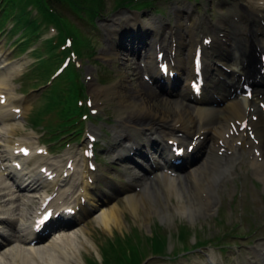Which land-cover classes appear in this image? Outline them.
Masks as SVG:
<instances>
[{"label":"bare ground","instance_id":"1","mask_svg":"<svg viewBox=\"0 0 264 264\" xmlns=\"http://www.w3.org/2000/svg\"><path fill=\"white\" fill-rule=\"evenodd\" d=\"M245 1L247 4H243V6L246 13L257 21L260 32L264 35V26H261L264 22V0ZM180 12L182 15L183 12ZM124 16L125 14L122 13L112 20V25H114L113 30H117L114 27H120L119 31L123 32L120 39L121 49H116L117 53L121 55L119 59L124 60L126 53L129 52V49L127 50L128 46L130 48L132 46L133 49L136 46L143 47L149 49V53L152 54L151 49L154 50L155 43L151 39V35L141 36L140 39L131 38L127 48L123 46L126 45L124 38L128 36L125 32L126 27L138 23L136 16L133 15L127 19H124ZM197 23V20L193 19L189 24L191 27L187 34V41L181 32H175V38L178 41L177 56H180L184 50L189 54L184 62L178 58L179 64L187 73L193 72V56L191 55L194 54L195 48L199 43L197 37H195ZM207 23L208 33L215 35L214 46L208 50V86L210 89L217 90L218 85L221 87L220 89L224 88L223 84H225V81L216 79L217 75H224L217 68L216 61L226 60L228 54H232L236 61H242L240 57L236 56L235 51L232 48H228L225 44L227 36L219 38V35L215 31L216 28L222 31L224 21L220 20L216 24V27L211 22ZM141 26L143 28L142 24ZM179 26L182 25L180 24ZM224 31L228 34L226 30ZM245 31L253 35L258 32L255 28H249ZM255 35L259 36V33ZM169 38L174 39V36L169 35ZM168 40L167 36H163L161 43L162 41H166L165 43L168 44ZM183 40H185L184 43H182ZM261 41L264 44V40L261 39ZM171 43L169 47H171ZM215 53H218V55L216 56ZM151 54L150 56L148 54L146 67L153 77H157L155 58ZM127 61L129 63L124 61V65L121 66L123 70L125 68L128 70L132 69V72L127 71L130 72L129 75L134 76V72L138 73V71H142L141 64L137 61H131L130 59H127ZM25 66L26 63L23 61L10 62L7 52L0 46V96L2 93H5V97L7 98L5 104L0 103V164L4 166V169L0 170V225H5L8 221L11 229H15L18 233V235L12 238L6 234L4 244L0 248V264H85L86 261L82 254L83 250L86 249L89 252L90 249H95L96 247L88 234L87 224L84 227H77L70 234L63 232L62 235L59 234V237H55L47 242L31 245L30 247L24 245V242L29 240L28 216L31 212L30 206L32 201L36 199L44 200L48 196V188L52 186L38 177L36 166L39 163H49V165L55 167L53 168L54 170L60 167V164L58 165L53 160H51L52 162L49 161L44 155L28 156L25 157L27 166L20 171H16L19 174L17 180H21V182L17 184V180L13 176H10L12 171L9 169V165H11L9 162L11 161V157H16L13 152L14 149L18 148L19 144L23 145L24 143H28L34 150L37 149L34 147L32 141L34 133L26 132V135L19 136V132H22L25 128L24 119H19L17 114L13 112L14 108L19 107V104L23 103L24 109H28L30 106V103H27L26 100L16 95L17 91L14 89V85L9 83L23 72ZM135 80L138 88H135L134 92H126L119 85L121 83L106 87L91 83V91L97 107H101L102 103L100 101L105 99H113L117 102L120 118L118 119L119 125H116V129L121 133L125 131V134H119V142H123V136L125 135L124 139L133 140L138 143L139 138L148 133L151 136H157L158 141L155 143V146L164 153L168 149V146L161 137L162 133L168 134L180 143L196 137L198 145H202V147L204 145L206 160L195 170L189 171L184 176L180 175L179 177L157 172L155 178L151 180L149 178H142L137 173H129L128 181L130 183L124 184L122 187V190L127 192L124 206L116 202L107 208L99 207V212L93 217V221H96L105 230L113 233V228H120L119 226L124 224L123 211L125 208L129 209L132 215H136L137 217L140 214V209L143 208L141 211L146 216V221L151 216L160 214L172 219L176 214H185L193 208L207 210V203L192 199V195L189 197L187 189L190 190L192 184L199 191H204L203 193L206 190L214 191L218 177H230L235 172L236 166L243 155L240 152V148H237V144L232 142L233 135L231 133L233 125L237 121H242L249 117L251 110L258 116L256 121L251 120L257 141L254 142L253 139L242 134L237 139L242 141L241 149L245 150L252 158L251 164L253 165L254 172L264 181V109L258 105L256 99L254 101L249 98L238 99L239 96L235 95L231 100H228L223 95L224 104L218 108L213 106L215 100L212 98L210 99V105L208 104V100L207 102L201 101L205 97L194 101L196 105L189 104L187 101L192 100L188 93H184L180 98L175 97L172 100L174 107L170 109L166 106L169 105V100L167 98L164 99L159 90L152 87L149 82L141 77L135 78ZM232 82V86H234L237 81L233 80ZM229 151H231L230 154ZM124 154V150L119 151V157L124 156ZM83 170L85 169H82L81 174L79 171L74 174V177L69 181L68 188L64 187L61 189L60 193L62 196H59L58 199L71 202V200L76 199L74 196L77 191L79 192V189H85L87 194L88 192L99 193L98 188H96L97 182L100 180L107 181L97 170L93 173L96 175V181L90 184L84 181ZM27 173H29L28 177L25 178ZM135 179L139 182L137 185H139L140 192L136 191V185L133 183ZM74 184L75 188L73 192H70L69 190L70 188L72 189ZM184 192L187 193V196L183 195ZM152 193H156L160 198L163 206L162 211L156 208L152 200ZM172 196L176 198V203H172L171 208L170 202H173ZM107 200L108 198H103V205L106 204ZM96 205V202H91V208ZM85 210L88 209L85 208ZM255 249L254 259L257 261L264 260V246L262 251H259L258 247Z\"/></svg>","mask_w":264,"mask_h":264},{"label":"rangeland","instance_id":"2","mask_svg":"<svg viewBox=\"0 0 264 264\" xmlns=\"http://www.w3.org/2000/svg\"><path fill=\"white\" fill-rule=\"evenodd\" d=\"M104 1L107 3V9L101 16L97 17L94 25H91L87 20L80 18L73 9H71L68 3H65V6L57 5L61 14L68 17L71 22L74 21L75 26L80 28L83 33L88 36L92 42V47L95 49L96 55L89 60H84V65L80 69V78L85 84L87 94L91 96V83L104 87L121 83L119 85L126 92H134L135 88H138L135 78L142 77V74L135 72L134 76L129 75V73L132 72V69L128 70L125 68V70H123V67L121 66L124 65L123 62L126 61L129 63L127 61V56L125 57L123 55L125 58L124 60H121L119 59L121 55H119L114 49H111L112 42L109 41V38L113 36V32H111V20L114 17H118L123 13L125 14L123 17L124 19L130 18L134 15L139 21L144 23L153 21V23L159 25L160 31L163 33L171 30L170 25L179 27L181 23L183 26H181L179 31L183 33L187 26L188 16H178L176 14L177 11L175 12V10L179 9V7L186 6L187 12L192 7L198 9L199 13L205 16L207 21L211 20L216 22L228 12L226 10L224 13H221V8L225 7L228 3L232 4L235 2V0H156L154 6H156L158 10L152 8L137 12L136 8L131 6L121 5L120 7H116L115 0ZM215 3H217L216 6ZM20 4H22L23 8L26 10L31 8V4L26 0H21ZM19 10L20 5L16 7L17 15ZM36 14L37 11L34 10V15ZM17 15L14 18H9L6 15L0 17V19L2 17L6 18L4 19L6 22V30H9L7 26L12 27L14 23L16 24V22H18ZM71 24L73 25V23ZM25 25L26 24L23 26ZM51 27L53 26L44 28V31L40 34L41 38L36 41L34 46L27 52H23V50L20 52L14 42V40H18V38V41L21 42L24 38L23 35L21 36L22 31H17L16 33L12 32V35L10 33L7 34V36L0 31V45L3 46L5 51L9 52L10 62L14 63L23 61L26 63L22 74L9 82L14 85V89L17 91L16 95L21 98H27L28 103H30L28 109L24 110L25 113L22 118L24 119L25 128L22 132H19V136L23 134L26 135V132L34 133L35 138L37 137L38 139L39 137L41 143L46 142V145L51 148L50 156L53 160H60V163L63 165L66 162V153L71 150L76 153L77 149L84 141L82 137L83 135L79 138V135L74 132L63 136L64 141L67 140V142L71 143L70 146L63 149L58 147L60 146L59 142L55 144L49 143L50 139L46 140L51 137L49 131L55 129L61 123V117L59 115L60 106H50V96L55 95V93L51 92L53 87L47 89L41 86L45 84L47 87V85H49L48 82L51 81L54 71L61 64V61L59 59L53 61L52 57L51 60L53 61V66L51 70L48 71V64L43 61V59H40L41 57H48L45 48L43 47L38 50L42 51L41 56L33 54L38 52H34L33 50L35 47L40 46L43 39L53 36L55 31L54 29H51ZM108 32H111L110 35H108ZM128 56L129 58L134 59L133 52H130ZM56 65L57 67H55ZM159 93L164 99L167 98V100H169V105L166 106L172 109L174 107L171 99L172 97L166 95L164 92ZM102 102V107L99 108L95 117L89 116L83 118L82 121L84 124L82 127L85 128L95 123L100 130H107L109 136L104 137V143H102V146L100 147L106 148L104 153V156H106L107 145H110L114 139L113 136L116 134L115 127L116 125H119L118 119L120 118V111L117 109V102L115 100L105 99ZM70 123H73V120H71ZM73 130H76V128ZM60 132L62 133V131L58 129L55 134ZM107 155L112 156L111 153ZM108 156L104 162L110 160ZM187 190L189 197L192 195V199L206 202L208 209L198 210L193 208L185 214H176L172 219L171 217L168 218L160 214L151 216L149 220L146 221V216H144V213L141 211L143 208L140 209L138 217L132 215L131 211L125 208L123 211L124 224L119 226L120 228H113V233L105 230L97 222L90 220L87 226L88 234L96 247L95 249H90L89 252L86 249L83 250L82 254L84 255L85 261L88 264H93L91 258H96L98 262H101L105 256L111 264H115L114 260H116L117 257H115V255H109V253L115 251L112 247L115 249L120 248L122 245L121 243H123L121 239L122 236H131L135 238L144 234L152 236L157 228L164 235V238L161 240L165 242V246L168 244V248H163L164 256H154L151 254V247L144 248V256L147 255L148 259L146 258L142 264H201L202 257L204 255H210L213 250L215 251L218 264H235L237 255H239L242 250L247 259L251 258L252 248L257 246L260 240L264 239V181L258 175L254 174L251 162H240V165H237L235 172L230 177H218V182L214 191L206 190L205 193H203L204 191H199L192 184L190 190ZM186 194V192L183 193L184 196H187ZM194 194L196 195L193 196ZM152 196L156 208L162 211L163 206L160 202V198L156 193H152ZM172 198L174 203H176V198L174 196H172ZM172 203L173 202H170L171 208ZM120 204L123 205L122 203ZM35 205L36 203H32L30 211L35 208ZM156 225H158V227H155ZM181 225L184 227L186 226L187 228L185 234L187 237L186 242L182 241V239L179 240L178 237L179 227ZM196 235L200 239L208 241V245L204 248L191 250L194 241H197L195 240ZM155 240L156 239L153 241ZM218 244L227 246L228 253L226 256H229L230 260L222 261L225 256L220 255V247H215ZM126 247H128V245H126ZM177 254L179 255L176 256ZM119 256H122V254L119 253ZM124 260L129 261V258L126 259L124 257ZM136 261H140L139 258ZM206 261L207 260H205V262ZM86 262L85 264H87ZM129 264L134 263L132 262ZM207 264L210 263L208 262Z\"/></svg>","mask_w":264,"mask_h":264},{"label":"trees","instance_id":"3","mask_svg":"<svg viewBox=\"0 0 264 264\" xmlns=\"http://www.w3.org/2000/svg\"><path fill=\"white\" fill-rule=\"evenodd\" d=\"M13 5L14 3H19V1L21 0H9ZM27 2L31 3V4H37L40 5L41 7H43V11H47L48 15H50L51 19L53 21H55L57 24H60V28L63 29V33H73L74 31V27L70 24V22L68 21V18H62V14H60V16H58L57 13H54L52 10L56 9V12L58 10L56 5H61V6H65V3H68L71 7V9H73V11L77 14H81L82 12H85L86 15L90 18H93V16H95L97 13L101 12L102 9L105 7L104 4V0H26ZM50 8L52 10H50ZM66 17V16H65ZM19 21L20 22H24L27 23V26L29 27V31L30 32H34V30L36 29V25L35 22L32 21H28L26 22V15L25 12H23L22 14L19 15ZM76 33V32H75ZM77 39H78V44H81L82 47H86V45H88V41H85L79 34H77ZM49 47L51 48L50 42H48ZM76 83L74 80V76L73 74L69 73L66 76L60 78V80L58 81V85H55V87L52 89V93H55V95H51L50 99V106H54V103L56 104H61L64 101V96L62 95L63 92H65L66 90H71L72 87H75ZM73 87V88H74ZM71 100L68 102L67 107H63L60 109V112L62 114V116H66L67 114L71 113L72 110L75 109V97L72 93L69 94ZM74 99V100H73ZM128 249H132V246H130L129 248H122L120 251H114L115 257H117L116 260H114V262L116 261L115 264H121L122 262V257H126L127 253H128ZM118 250V249H115ZM134 252V250L132 251V253ZM119 253H121L122 257L119 256ZM111 253H109L110 255ZM107 264H111L110 261L107 262ZM114 264V263H112Z\"/></svg>","mask_w":264,"mask_h":264}]
</instances>
